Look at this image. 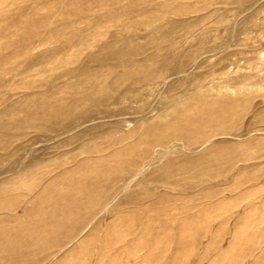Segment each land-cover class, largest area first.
I'll return each mask as SVG.
<instances>
[{
	"label": "rangeland",
	"instance_id": "obj_1",
	"mask_svg": "<svg viewBox=\"0 0 264 264\" xmlns=\"http://www.w3.org/2000/svg\"><path fill=\"white\" fill-rule=\"evenodd\" d=\"M0 264H264V0H0Z\"/></svg>",
	"mask_w": 264,
	"mask_h": 264
}]
</instances>
